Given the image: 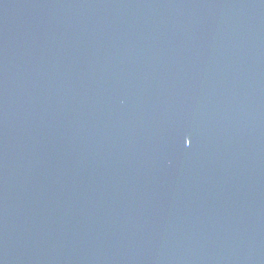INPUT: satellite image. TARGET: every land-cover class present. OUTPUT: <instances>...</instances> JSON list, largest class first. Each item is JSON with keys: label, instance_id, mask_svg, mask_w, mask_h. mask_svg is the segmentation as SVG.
<instances>
[{"label": "water", "instance_id": "95a60500", "mask_svg": "<svg viewBox=\"0 0 264 264\" xmlns=\"http://www.w3.org/2000/svg\"><path fill=\"white\" fill-rule=\"evenodd\" d=\"M0 264H264V0H0Z\"/></svg>", "mask_w": 264, "mask_h": 264}]
</instances>
